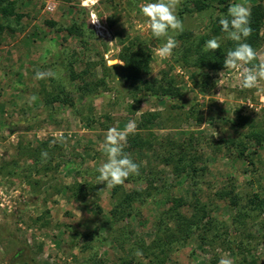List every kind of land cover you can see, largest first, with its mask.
Returning a JSON list of instances; mask_svg holds the SVG:
<instances>
[{"label":"rangeland","instance_id":"obj_1","mask_svg":"<svg viewBox=\"0 0 264 264\" xmlns=\"http://www.w3.org/2000/svg\"><path fill=\"white\" fill-rule=\"evenodd\" d=\"M226 1L178 0L183 31L162 58L164 40L140 13L149 0H0V264H264V210L239 217L220 191L231 182L246 199L264 186V140L250 138L254 165L231 142L264 120V80L244 89L245 65L202 59L224 61L235 46L217 27L242 2L258 23L256 40L246 38L253 63L264 61V0ZM213 37L220 47L205 51ZM134 56L138 76L126 62ZM37 71L53 75L37 80ZM172 90L191 105L174 108ZM130 120L124 152L139 169L123 186L150 196L117 213L96 169L106 130ZM134 137L152 146L131 148ZM180 155L195 158V172L175 171Z\"/></svg>","mask_w":264,"mask_h":264},{"label":"clouds","instance_id":"obj_2","mask_svg":"<svg viewBox=\"0 0 264 264\" xmlns=\"http://www.w3.org/2000/svg\"><path fill=\"white\" fill-rule=\"evenodd\" d=\"M177 3L178 0H149L148 3L140 7L141 15L147 19L150 26L151 37L164 40L161 46L155 49L156 54L162 58L172 54L176 46L174 37L183 31V24L175 14ZM250 15L249 7L242 2H235L228 7L227 13L222 15L218 21L225 37L236 42L224 57V68L239 69L241 65H245L240 73L242 76L241 86L244 89H251L257 85L258 81L264 80V61L253 63L257 59L256 52L246 42V38L252 31ZM219 47V38L217 37L205 41L204 44L205 51L215 50ZM108 55H111V51L106 54V59ZM114 63V61H109L110 65ZM249 64L251 67L246 66ZM50 75L53 73L37 71L35 78L39 80ZM134 130L135 123L131 120L126 124L124 131H117L116 128L106 130V135L103 138V150L107 160L96 169L98 173L96 179L105 183L106 187L122 184L130 174H138L139 165L124 152L127 134ZM47 156V152L41 153L42 158L46 159ZM220 264H227V262L221 260Z\"/></svg>","mask_w":264,"mask_h":264},{"label":"trees","instance_id":"obj_3","mask_svg":"<svg viewBox=\"0 0 264 264\" xmlns=\"http://www.w3.org/2000/svg\"><path fill=\"white\" fill-rule=\"evenodd\" d=\"M194 1L198 5H200V4L203 5L202 0H194ZM209 4H210V2H209ZM219 4H227V1L226 0H219ZM5 9H6V7H5ZM250 27L252 29V31H251L252 34L250 33L251 34L250 36L252 37V39L256 40L257 33H258V23L256 21H252V25ZM219 28H221V27H217L218 30H219ZM202 59L203 60L209 59V62H207V64H208V66L211 67V69L219 68V66L223 64V58L219 54H213L212 57H209L208 55L202 56ZM126 62H127L128 68L130 69V73L134 76H138L139 67L142 65L140 60H138L134 56V57L126 58ZM111 67L113 69H115L114 72L117 74V70H116L117 65H112ZM129 87H131V86L129 85L126 88L129 89ZM135 89H137V88H135ZM175 93L176 92H174L173 90L171 92H169L170 100L175 102L173 107L174 106L175 107H178V106L182 107V106L191 105L190 101H185V100L181 99L177 95H174ZM57 95H58V93H57ZM193 102L195 103V105H197L196 101H193ZM241 119L243 121H247V123H248V120H249L248 118L241 117ZM258 121H259V123H257L256 121H252L254 126H252L251 134L244 136L245 140L240 139V140L231 141L232 145L237 147L236 149L238 150L237 151L238 157L241 158L242 160H244L249 165L255 164L254 156L256 154V151L254 150L253 151L254 156L251 157L250 153L248 152V150L250 149V143H249L251 141L250 138L255 139V141L258 143H260L262 140H264V120H258ZM150 144H151L150 139H147L144 137L143 138L134 137L133 143L131 144V146H132L131 148L143 149L144 146H152ZM165 156H167V155H165ZM172 158H173L172 156L167 158L166 163L168 164L169 163L168 161L171 160ZM194 159L195 158L193 157V159L191 161L187 162L185 157L180 155L179 161L182 163V168L184 170L180 171L179 169L175 168V171L179 174L186 172L188 169H190L191 171L193 170L195 172V170H196L195 166L192 164ZM186 163H188L187 166H186ZM193 176H192V178H193ZM125 180H127V179H125ZM75 186L77 187V190L79 192H81L80 191L81 184H75ZM231 186H232V184H231V182H229L230 189L228 191H226L225 187H223L220 189V191H221V193H223V195H227V196L229 195L230 196V200L232 201V205L235 207V209L238 208L239 212H237V214L239 215V217H242V214H241L242 212H247V214H249V213L259 214L260 212H262L264 210V186H261L259 189H257L253 193L248 194L246 199H243V196L240 197L239 193L236 192V190H234L233 188H231ZM112 192H113V196L115 199L114 209L117 213L131 211L129 208H132L134 206V204L136 205L139 202L146 201L147 198L144 195L145 193L147 196L148 195L150 196V192L147 191L146 188L128 191L123 186V183L112 187ZM129 214H131V212L126 213V215H129ZM162 218H161V221H163L166 224V228H168L167 227L168 226L167 221L169 219H171V216L170 215H167L166 217L162 216Z\"/></svg>","mask_w":264,"mask_h":264},{"label":"built area","instance_id":"obj_4","mask_svg":"<svg viewBox=\"0 0 264 264\" xmlns=\"http://www.w3.org/2000/svg\"><path fill=\"white\" fill-rule=\"evenodd\" d=\"M47 8H48V10L52 11V10L54 9V5L49 4V5L47 6Z\"/></svg>","mask_w":264,"mask_h":264}]
</instances>
